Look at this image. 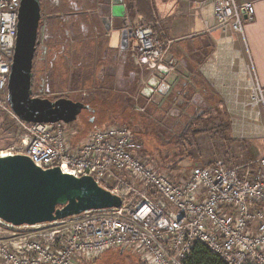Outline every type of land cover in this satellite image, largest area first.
Listing matches in <instances>:
<instances>
[{"label":"built area","instance_id":"2783aa9c","mask_svg":"<svg viewBox=\"0 0 264 264\" xmlns=\"http://www.w3.org/2000/svg\"><path fill=\"white\" fill-rule=\"evenodd\" d=\"M183 1L200 18L199 33L244 35V20L255 16L250 1ZM20 3L0 0V107L19 121L26 136L24 150L0 155L26 154L44 169L91 175L121 195L123 204L36 225L0 219V264H75L114 248L135 252L143 264H185L196 242L227 264H264V155L243 158L228 150L175 182L155 168L127 125L96 127L74 144L64 121L28 122L15 114L8 81ZM209 5L212 16L206 18ZM132 25L131 59L140 68L142 95L153 99L176 71L170 58L175 39L159 37L140 17ZM250 90L244 107L264 108V87L255 80Z\"/></svg>","mask_w":264,"mask_h":264},{"label":"crops","instance_id":"0c3cea01","mask_svg":"<svg viewBox=\"0 0 264 264\" xmlns=\"http://www.w3.org/2000/svg\"><path fill=\"white\" fill-rule=\"evenodd\" d=\"M245 1L253 3L254 19L244 20V35L229 31L224 39L216 33H199L202 22L183 0H41L39 50H44V66L47 63L52 71L59 58L95 57L101 84L109 85L120 99L138 102L141 95L143 101L147 98L138 83L140 68L130 51L132 24L140 17L154 25L159 37L175 39L170 58L177 68L168 76L163 93L154 95L153 107L165 113L167 106L173 107L180 121L187 106H227L232 113L231 108L244 107L251 76L264 87V0H237ZM204 13L206 18L212 16L210 5ZM225 44L229 51L218 49Z\"/></svg>","mask_w":264,"mask_h":264},{"label":"rangeland","instance_id":"374dc122","mask_svg":"<svg viewBox=\"0 0 264 264\" xmlns=\"http://www.w3.org/2000/svg\"><path fill=\"white\" fill-rule=\"evenodd\" d=\"M216 34L224 39L231 35L230 32L223 31ZM218 49L229 51L231 48L225 44ZM244 52H247L245 48ZM42 56L39 50L35 64L33 94L50 99L66 97L82 101L89 106L75 121L67 123L71 141L75 144L96 127L117 124L130 126L142 142L144 152L155 168L175 182L186 179L196 165L206 164L215 155L223 156L228 150L243 158L264 155V108L261 106L256 107L255 111L250 107H241L237 110L231 108L232 113H229L227 106H187L181 113L187 115L180 121L175 117L176 111L172 110L173 107L167 106L166 113L165 110L158 111L159 108L153 107L152 98L142 101L140 97H143L139 95L138 102L133 100L130 102V98L126 101L127 99H120L114 95L109 85L98 81L95 74V57L87 56L81 61L68 58L65 61L59 58L54 62L52 71L47 63L44 66L45 60ZM48 72H52L51 76H48ZM253 81L254 77L251 76V82ZM138 83L142 88L140 76ZM225 94L226 97H230L232 92L227 89ZM246 94L245 102H249L251 90ZM195 116H203L201 120L194 122V130L198 132L189 134L185 142H182L179 138ZM226 120L232 122L229 127L230 140L218 136L213 129V126L221 123V126L227 125L229 122L225 123ZM22 128L15 117L0 107V152L24 150L23 141L26 134ZM137 199L138 195H135L132 201ZM75 264H143V262L138 254L129 249L114 248L94 259L77 260Z\"/></svg>","mask_w":264,"mask_h":264},{"label":"water","instance_id":"95a60500","mask_svg":"<svg viewBox=\"0 0 264 264\" xmlns=\"http://www.w3.org/2000/svg\"><path fill=\"white\" fill-rule=\"evenodd\" d=\"M41 16V0H21L8 102L25 121L71 123L89 108L86 103L33 94ZM122 204L121 195L101 186L91 175L78 177L58 166L44 169L26 154L0 155V219L7 223L36 225Z\"/></svg>","mask_w":264,"mask_h":264},{"label":"trees","instance_id":"16d2710c","mask_svg":"<svg viewBox=\"0 0 264 264\" xmlns=\"http://www.w3.org/2000/svg\"><path fill=\"white\" fill-rule=\"evenodd\" d=\"M202 117L203 116H195V118L193 119V122L189 124L186 130L181 134L180 136L181 138H179V140L181 139L182 142H185L189 134H192V135L196 134L198 131L194 130V122L201 120ZM227 122H229L227 125L221 126L222 124L221 123L220 125L218 124L217 126L216 125L213 126L214 127L213 129L215 130L218 136L230 140L231 138H229V132L231 131V128L229 127L232 123L229 120L225 121V123ZM85 134H83V136ZM185 264H227V263L220 256L210 251L204 243L196 242L192 249L191 256L185 261Z\"/></svg>","mask_w":264,"mask_h":264},{"label":"flooded vegetation","instance_id":"af4514ba","mask_svg":"<svg viewBox=\"0 0 264 264\" xmlns=\"http://www.w3.org/2000/svg\"><path fill=\"white\" fill-rule=\"evenodd\" d=\"M40 47H41V42H39L38 45H37V50H36V54H35V58H34V75H35V64H36L37 52L39 51ZM42 55H43L42 56L43 57L42 59L45 60V57L46 56H44V50L43 49H42ZM35 96H37V95H35ZM52 100H56V99H52Z\"/></svg>","mask_w":264,"mask_h":264},{"label":"bare ground","instance_id":"6f19581e","mask_svg":"<svg viewBox=\"0 0 264 264\" xmlns=\"http://www.w3.org/2000/svg\"><path fill=\"white\" fill-rule=\"evenodd\" d=\"M14 58V57H13ZM13 62V61H12ZM11 73V72H10ZM18 116V115H17ZM19 117V116H18ZM67 218V217H66Z\"/></svg>","mask_w":264,"mask_h":264}]
</instances>
